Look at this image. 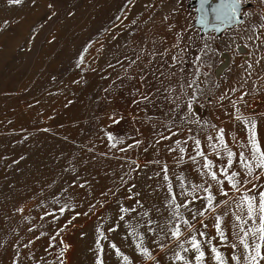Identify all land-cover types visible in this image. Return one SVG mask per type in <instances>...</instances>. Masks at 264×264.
<instances>
[{
  "label": "rangeland",
  "instance_id": "rangeland-1",
  "mask_svg": "<svg viewBox=\"0 0 264 264\" xmlns=\"http://www.w3.org/2000/svg\"><path fill=\"white\" fill-rule=\"evenodd\" d=\"M199 3L0 0V264H95L97 228L107 237L104 264H123L113 242L133 264H179V247L162 232L172 226L165 198L173 196L183 218L207 233L198 236L206 264H216L213 245L228 264L234 252L242 260L239 236L252 222L235 202L245 189L258 196L254 184L264 190V169L251 161L248 174L239 158L249 157L253 121L264 148V0H235V23L219 28L202 24ZM197 140L226 197L206 175ZM232 171L250 181L239 192L228 184ZM190 231L182 226V235ZM141 235L151 257L135 247ZM248 242L259 241L249 232Z\"/></svg>",
  "mask_w": 264,
  "mask_h": 264
},
{
  "label": "snow or ice",
  "instance_id": "snow-or-ice-1",
  "mask_svg": "<svg viewBox=\"0 0 264 264\" xmlns=\"http://www.w3.org/2000/svg\"><path fill=\"white\" fill-rule=\"evenodd\" d=\"M34 2V0H33ZM210 0H200V11L202 12V19H206V15L208 12V9L205 8V5L209 4ZM7 3L9 5H15L20 6L23 4V0H7ZM51 8L52 5H49ZM229 10L231 11V14H235L236 8H235V0H220L218 4H215L211 7L210 11L215 15L216 19H230ZM54 15V13H53ZM5 24L8 23V21L4 22ZM239 118V117H238ZM247 124L248 122L245 121ZM255 122L253 121L251 123V126L249 127V142L251 144V151L249 153V157L246 158L245 154L241 152L239 154L240 161L243 163V167L247 170L248 174H252L253 172V165L251 161H255V167L259 169H264V148H262L261 144L259 143L256 134H255ZM221 138H220V144L224 145L225 142L222 138L223 130L221 129ZM111 135L109 134V139H111ZM179 143V141H177ZM199 144L200 141H196L197 145V154L200 155L203 158V168L208 169V172L206 175L211 176V180L216 182L219 187V192L222 193L225 197L227 196V192L222 187V181L218 180L217 173L215 171H212L213 162L209 160L203 152L199 150ZM181 153L185 151L183 147L179 149ZM225 151H227V163L229 166L232 165V158L234 153L229 150L225 146ZM247 161V162H246ZM163 171L167 173V165L164 166ZM239 173L232 171L230 175H227V181L228 184L231 186L233 190L236 192L240 191V187H242V183H250V181L247 180L246 177L244 178H238ZM164 180L168 181L169 177L167 174L164 175ZM258 178V177H255ZM200 187V186H195ZM211 184L209 183L208 186L203 187V191L207 193L206 200L207 205L210 208L215 207L214 201L215 196L213 195V192L211 190ZM262 186L259 185H253V188L257 189L258 196L252 194V192L249 189L244 190V194L240 197L239 201H236L237 208L240 209L241 212L245 211L244 205H246V215L252 222V228L251 229H243V235L239 236L240 243L243 245V248L245 249V253L243 254L242 260L240 256H237L234 252L231 259L235 262V264H260L261 261H264V254H262V248H264V190H260ZM167 190L169 193L173 192V185L171 182L167 184ZM138 195V194H137ZM193 199H199L195 195V191L191 194ZM168 200L169 204L173 205L174 208L172 209L171 215L168 217V222L172 226L167 230L163 232L164 237L167 239L169 235L171 238L174 239V242L179 247V251H176L174 253L175 260L179 262V264H193V260L190 259L186 253L188 252V248L185 247V244H189L191 250L194 252V264H206L205 261V251L203 250V245L201 241L198 239V236H207V233L204 231H200L197 233V230L193 227V225L190 223L189 220L184 219L180 209L182 206V203H177L175 196H173L171 199L168 197L165 198ZM186 199V198H185ZM137 205L142 207L140 205L139 201H136ZM220 203L227 204V200H221ZM18 211H23V209H18ZM65 211V207H60L59 212L63 213ZM120 213H127L130 211H135V209H129V208H120ZM159 212V209H157ZM226 214V213H225ZM45 215H50L49 213H45ZM143 215L147 216L148 213L145 212ZM195 215L203 216V212L197 211ZM195 215L193 216V219H195ZM235 215L236 219L241 221V226L244 224L243 216L237 213H233ZM74 218V217H73ZM258 219V224H257ZM119 220L123 221L124 216L120 215ZM216 223L215 228L218 233V235L221 236V238H225L224 232L221 230V216L217 215L215 217ZM148 224H152L153 221L151 218L147 221ZM68 223H71V220L68 221ZM119 225H116L118 227ZM182 226L185 228L191 229V231L187 234V236L182 235ZM127 227L133 228V225L128 224ZM206 227V226H205ZM108 231H115V227L109 228ZM149 231H154L153 229H149ZM249 232L251 233V239L257 240L258 243H255L254 246H251L248 242ZM97 240H96V255H95V264H104L103 261V246L101 244V239H107V237L104 235V232L100 230V228H97ZM133 236H136L137 233L133 229L132 233ZM53 241H55L56 237L53 236L51 238ZM144 237L141 235L139 237V241L136 243L135 247L138 250V252L144 256V257H151V253L149 249L144 245L143 243ZM60 243H63V241H60ZM159 246L161 248L164 247L162 243L157 241ZM205 243H211L210 241H205ZM110 248H112L115 251V254L117 257H122L123 264H133V261L130 259L128 255L123 253L119 247L113 242L110 245ZM70 247L68 244H64L63 248L60 249V255L63 256L66 250ZM231 247L235 249L237 247L236 244H232ZM211 252L213 253V259L215 260L216 264H228V261L225 259L224 255L218 251L216 246L211 247ZM17 256H19V253H17ZM13 264H19L18 260H14ZM58 264H64L63 260H59ZM158 264V262H157Z\"/></svg>",
  "mask_w": 264,
  "mask_h": 264
},
{
  "label": "water",
  "instance_id": "water-1",
  "mask_svg": "<svg viewBox=\"0 0 264 264\" xmlns=\"http://www.w3.org/2000/svg\"><path fill=\"white\" fill-rule=\"evenodd\" d=\"M220 0H210L209 4L205 5V8L208 9L206 19H203L202 21V15L200 11V3L197 7L198 15L201 18L202 24H204L207 28H219L221 26H230L233 25L236 21L235 14H231V11L229 10L230 19H216L215 15L210 11L211 7L215 4H218Z\"/></svg>",
  "mask_w": 264,
  "mask_h": 264
},
{
  "label": "bare ground",
  "instance_id": "bare-ground-1",
  "mask_svg": "<svg viewBox=\"0 0 264 264\" xmlns=\"http://www.w3.org/2000/svg\"><path fill=\"white\" fill-rule=\"evenodd\" d=\"M201 15H203L202 14V12H201ZM202 21L204 22V20L202 19ZM223 56L225 57V60H227V58H228V54L227 53H223ZM224 64H226V61H225V63ZM222 67H220L221 69H220V71L222 70V68H223V65H221ZM220 71H218L217 72V74L220 72Z\"/></svg>",
  "mask_w": 264,
  "mask_h": 264
}]
</instances>
